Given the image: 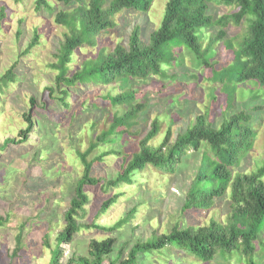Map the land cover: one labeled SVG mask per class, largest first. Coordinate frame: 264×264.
<instances>
[{"label": "rangeland", "instance_id": "1", "mask_svg": "<svg viewBox=\"0 0 264 264\" xmlns=\"http://www.w3.org/2000/svg\"><path fill=\"white\" fill-rule=\"evenodd\" d=\"M35 3L36 0H0V75L12 66L17 75L14 83L0 88V144L6 138H20L19 131L27 125L22 114L27 110L32 111L30 119L34 123L25 142L7 145L0 151V217L6 218L5 224L0 227V264H47L49 261L50 248L43 244L44 235H47L52 248L57 233L63 229L62 216L74 196V183L82 174L76 149L86 151L95 135L108 127L114 112L120 113V105H111L107 99H103L107 93L117 95L125 90L133 91L135 102L147 104L146 116L124 129L119 137L110 136L115 139L112 143L98 145L89 152L87 160L109 149L121 154L104 156L101 161H95L91 172L96 177L115 176L122 156L135 150L136 143L149 130L154 118L162 122L161 131L169 126L173 140L195 115L204 114V105H207L211 92L214 98L212 104L209 102L208 114L212 124H217L223 113L228 117L243 112L254 118L252 126L257 132L256 139L235 170L251 171L255 163L264 158V95L258 92L253 96L247 89L255 87L251 83L241 84L224 110L227 101L226 96L221 94L219 84L211 85L206 80L209 70L195 67L192 56L185 51L178 50L183 59L182 67L194 76H182L181 69L166 67L165 74L147 81L130 79L124 84L116 78L110 83H88L71 88L65 97L67 108L57 99H48L49 91L46 88L53 86L56 75L49 64L55 61L54 55L66 31L56 25L53 18L63 6L54 2L49 10L43 6L38 8ZM165 3L166 0H153L146 12L122 10L116 13L112 17L113 27L99 34L94 47L84 45L75 51L69 72L75 71L83 59L95 56L101 48L107 53L117 44L127 46L129 34L135 26L140 28L141 39L146 42L160 21ZM229 11V7L222 5H210L209 8L213 18ZM244 26L245 23L238 27L230 25L228 37L239 36ZM35 31V45L19 55L28 48ZM210 33H214L213 28L202 31L203 47L208 44ZM212 52L210 62H224L231 56L230 51L223 52L221 42L213 44ZM32 97L36 106L31 105ZM172 98H176L177 103L167 110ZM41 103L45 104L44 109H39ZM82 103L84 109L80 107ZM44 126L48 129L47 133ZM161 138L162 135H157L151 144L159 143ZM200 152L189 149L172 173L163 174L156 168L147 167L132 185L109 187L107 190L100 187L101 183L86 186L84 191L89 199L80 223L90 224L94 220L101 226L110 227L131 210L133 212L129 221L112 233L94 228L81 229L73 235L70 244L62 245L64 254L61 262L64 263L71 254L87 255L91 239L112 236L115 243L109 258L114 259L121 250L120 258L123 259L135 241H144L154 233L169 231L174 224L202 226L211 218L224 219L229 204L226 197L214 200L208 210L180 211L199 165ZM114 194L118 196L116 202L95 218L100 203ZM20 224L24 226L20 231L22 247L13 256ZM172 252L177 255V250L173 249ZM259 255L255 253L253 261L264 264V256ZM178 258L173 260L156 253L148 255L143 264H243L242 260L237 261L234 257L224 259L219 255L208 262H200L192 257Z\"/></svg>", "mask_w": 264, "mask_h": 264}, {"label": "trees", "instance_id": "2", "mask_svg": "<svg viewBox=\"0 0 264 264\" xmlns=\"http://www.w3.org/2000/svg\"><path fill=\"white\" fill-rule=\"evenodd\" d=\"M54 2L63 8L55 13L53 21L66 31L54 55L55 61L49 64L56 75L53 86L46 90L49 91L48 99H57L65 108V97L69 90L79 85L105 84L116 78L124 84L130 79L147 81L165 74L166 67L181 69L182 76H194L182 67L183 59L178 50L190 54L195 67L209 70L206 80L211 85L219 84L221 94L226 96L224 110L230 105L241 84L251 83L255 88L247 90L253 96L258 92L264 95V0H166L160 21L146 42L141 39L140 28L135 26L129 34L127 46L117 44L107 53L101 48L95 56L83 59L73 72H69V66L75 51L84 45L94 47L99 34L113 27L112 17L116 13L122 10L146 12L153 0H36L35 5L50 10ZM210 5L226 6L230 11L213 18L209 14ZM244 23L239 36L236 34L228 37L227 29L230 25L238 27ZM210 28H213L214 33H210L209 42L203 47L201 33ZM36 38L35 31L28 48L19 55L28 52L35 45ZM217 42H221L223 52L230 51V58L224 62H210L213 44ZM16 78L12 66L0 75V88L6 87L7 83H14ZM54 93L58 94L54 96ZM213 98L211 92L207 105H204V114L195 115L173 140L169 126L161 131L162 122L154 118L149 124V130L136 143L135 150L122 156L115 176L104 178L92 174V164L101 161L104 156H120V151L109 149L87 160L89 152L98 145L112 143L115 139L110 136L119 137L124 129L146 116L147 108L146 103L134 101L133 91L125 90L117 95L105 94L103 99H107L111 105L121 106L120 113L114 112L108 127L95 135L86 151L79 152L76 149L82 174L74 183V196L62 216L63 229L57 233L52 248L47 235H44L43 244L50 248L47 264H143L148 255L156 253L173 260L192 257L200 262H208L219 255L224 259L234 257L237 261L242 260L243 264H256L253 255L256 253L261 254L259 257L264 256V158L256 162L251 171L235 170V166L247 155L256 139L257 132L252 126L254 118L243 112L228 117L223 113L222 119L214 125L208 114ZM176 101V98H172L167 110L173 108ZM30 102L32 106L37 105L33 97ZM43 104H40L39 109H44ZM80 107L85 108L83 103ZM31 114V110L22 114L27 125L19 131L20 138H6L0 144V151L7 145L27 140L34 128ZM43 129L47 133L45 126ZM157 135H162L161 141L151 144ZM189 149L201 152L199 165L185 193L180 211L208 210L214 200L226 197L229 204L224 219L211 218L202 226L174 224L169 231L154 233L144 241H135L123 259L120 258L121 250L114 259L109 258L115 243L112 236L91 239L87 255L71 254L64 263L61 262L64 254L62 245L70 244L73 235L81 229L94 228L112 233L125 225L133 212L131 210L110 227L101 226L94 220L90 224L80 223L89 199L84 191L86 186L101 183L100 187L107 190L109 187L132 185L147 167L156 168L163 174L172 173ZM34 157L36 158V154ZM117 197L114 194L100 203L95 218L104 214L116 202ZM5 222L6 218L0 217V227ZM23 227L20 224L11 254L13 256L22 247L20 231ZM173 249L177 250V255L172 252Z\"/></svg>", "mask_w": 264, "mask_h": 264}]
</instances>
